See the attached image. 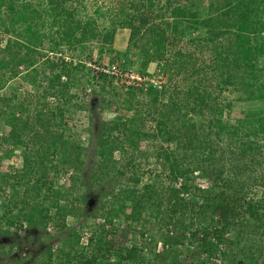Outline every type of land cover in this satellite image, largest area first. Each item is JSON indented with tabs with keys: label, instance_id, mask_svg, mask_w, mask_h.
<instances>
[{
	"label": "trees",
	"instance_id": "obj_1",
	"mask_svg": "<svg viewBox=\"0 0 264 264\" xmlns=\"http://www.w3.org/2000/svg\"><path fill=\"white\" fill-rule=\"evenodd\" d=\"M67 1L0 0V146L9 147L0 166L24 148L22 167L0 173V237L25 225L60 231L61 243H43L33 264H264V0H209L206 15L192 2L167 0L156 13L160 0L124 1L130 48L166 82L148 75L123 95L134 114L99 124L91 168L65 115L86 44L114 43L115 30L98 26L113 8L82 18ZM63 46L80 50L76 64L50 58ZM23 73L41 93L6 92ZM236 102L261 106L234 116ZM69 173L71 187L59 186ZM85 176L89 190H106L87 214L103 223L86 244L83 225L67 221L85 216L90 197L73 195ZM124 234L140 239L122 244Z\"/></svg>",
	"mask_w": 264,
	"mask_h": 264
},
{
	"label": "rangeland",
	"instance_id": "obj_2",
	"mask_svg": "<svg viewBox=\"0 0 264 264\" xmlns=\"http://www.w3.org/2000/svg\"><path fill=\"white\" fill-rule=\"evenodd\" d=\"M28 1L36 5L41 3V0ZM124 1L125 5L129 7V0H84L83 4H81L80 0L67 1L68 8L79 9V12L81 13L80 16L82 18L86 16V13L93 15L96 7H100L104 11L106 9L113 8V12L110 16L99 19L98 26L100 29L105 28L108 30H115L114 43L113 45H107L106 47L98 43L90 44L88 42L86 44L87 49H89L90 46L93 48L91 51L93 52V59L88 60L87 57L90 54L86 49L84 54L81 56L86 66L83 71L79 70V72L77 71L76 73L77 82L71 90V94L74 95L75 98L73 99V102L67 106L68 112L65 115L66 126L70 131L69 134L71 137L88 147V168H91L92 165L97 162V158H94V155L96 154V146L92 141L98 131L99 124L102 122H113L114 120H117L118 117H128L134 114V110H124L125 105L127 104H125L126 98L123 95L128 93L131 87L144 82L146 77L148 79V75H155L152 79L149 77L150 80H154L156 82L160 81L162 83L161 79L163 77V80L165 81V78L162 75L163 70L157 63H151L145 69L140 51L135 48H130V30L124 28L120 24L122 20L120 11ZM160 1L162 3L160 5L157 4L155 8L156 13L167 3V0ZM171 1H175L176 3L192 2L193 4H202V9L204 11L203 14H207L206 12L209 0ZM158 22L159 20L155 21V23ZM7 39L8 36H4L0 33V41H2L1 44H5ZM79 55H81L80 50L72 51L69 50L68 47L63 46L61 50H59L58 55L50 54V58L59 59V57H64L68 62L72 61L76 64L78 59H80V57H78ZM113 66H116L118 69L116 74L107 73L105 71ZM42 67L43 64H40V66H38L39 70H42ZM144 70L145 73L139 72ZM25 74L26 73H23L24 76L12 80L6 92L17 93L20 91L22 93L29 92L30 94L41 93L43 89L42 85L44 84H40L38 89L35 88L36 86H39V83L32 84L29 78H26ZM100 74H106L110 79L105 82L99 78ZM132 76L139 77L140 80L132 78ZM91 77L97 78L91 79ZM48 102L55 104V99L50 98ZM260 106V102H236L233 114L234 116H239L242 111H247L250 108ZM0 129V137L3 135L2 133H8L7 129L4 128L3 125ZM7 148L9 149L7 143L0 146L2 153L5 152ZM23 154L24 148L16 147L11 158L5 157L2 160L0 173L20 169L23 165ZM115 155V159L118 161L119 153L116 152ZM144 166L147 170H151L153 169L154 163L153 161H150ZM70 177L71 173L60 177L59 186L65 188L71 187L69 181ZM88 183L89 179L85 176L82 182L78 183V189L73 194L78 195L80 192H87V197H90L86 202L82 201V205L86 209L85 216L82 217L81 221H77L74 217H69L67 219L68 225L71 227L78 228L83 225L82 243L84 244L87 243L88 237L96 229L98 224L103 223L101 219H95L94 217L87 216V214L94 210L100 193L106 191L105 188L102 191H97L95 190V187L89 190L90 188L87 187V185L89 186L90 183ZM197 183L203 185L204 187L211 185V182L209 181L198 180ZM103 185L104 187H107L110 184L109 182H105ZM11 231L12 233L9 236L0 237V264H33L37 252L41 251L45 246L43 243L46 244V242L48 243L49 241V243L54 246H58L61 243L62 233L52 225L48 227L46 231L30 230L26 225L23 230L13 228ZM147 237L148 241H154V237L151 235ZM139 239V234H124L120 237L122 244L134 243L139 241ZM35 243L37 244V247L33 246ZM160 251L161 249L159 246V252Z\"/></svg>",
	"mask_w": 264,
	"mask_h": 264
},
{
	"label": "built area",
	"instance_id": "obj_3",
	"mask_svg": "<svg viewBox=\"0 0 264 264\" xmlns=\"http://www.w3.org/2000/svg\"><path fill=\"white\" fill-rule=\"evenodd\" d=\"M107 73H112V74H116V72L118 71V69H117V67L116 66H113L112 68H110V69H108V70H105ZM132 78H137L138 80H140V78L139 77H136V76H132ZM147 80V78L144 80V82ZM155 85H157L158 84V82H156V81H154V80H151ZM144 82H142V83H144ZM161 86H159V88H160ZM160 249H161V251H163V245L161 244L160 245ZM160 251V252H161Z\"/></svg>",
	"mask_w": 264,
	"mask_h": 264
}]
</instances>
